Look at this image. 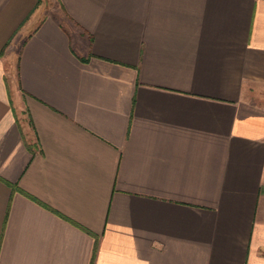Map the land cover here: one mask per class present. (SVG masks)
<instances>
[{
  "label": "crops",
  "instance_id": "obj_1",
  "mask_svg": "<svg viewBox=\"0 0 264 264\" xmlns=\"http://www.w3.org/2000/svg\"><path fill=\"white\" fill-rule=\"evenodd\" d=\"M0 264H264V0H0Z\"/></svg>",
  "mask_w": 264,
  "mask_h": 264
}]
</instances>
